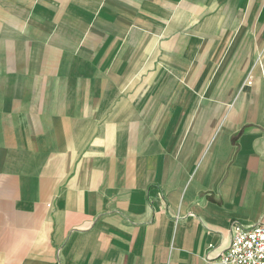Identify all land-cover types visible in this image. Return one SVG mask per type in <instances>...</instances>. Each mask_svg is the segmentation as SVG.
Wrapping results in <instances>:
<instances>
[{
    "label": "crops",
    "instance_id": "obj_1",
    "mask_svg": "<svg viewBox=\"0 0 264 264\" xmlns=\"http://www.w3.org/2000/svg\"><path fill=\"white\" fill-rule=\"evenodd\" d=\"M233 221L264 223V0H0V264H209Z\"/></svg>",
    "mask_w": 264,
    "mask_h": 264
},
{
    "label": "built area",
    "instance_id": "obj_2",
    "mask_svg": "<svg viewBox=\"0 0 264 264\" xmlns=\"http://www.w3.org/2000/svg\"><path fill=\"white\" fill-rule=\"evenodd\" d=\"M231 232L228 246L209 264H264V223L244 225L233 221Z\"/></svg>",
    "mask_w": 264,
    "mask_h": 264
}]
</instances>
